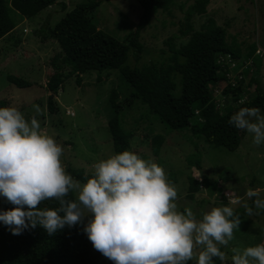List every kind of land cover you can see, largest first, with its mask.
Listing matches in <instances>:
<instances>
[{
  "label": "rangeland",
  "instance_id": "1",
  "mask_svg": "<svg viewBox=\"0 0 264 264\" xmlns=\"http://www.w3.org/2000/svg\"><path fill=\"white\" fill-rule=\"evenodd\" d=\"M57 1V4L31 18L17 19L14 29L0 39V100H6L8 106L16 107L29 122L32 118L39 122V132L51 136L62 147L61 162L65 170L72 167L92 175L96 162L114 155L107 124L113 114L108 95L114 89L119 95L117 100L123 101L131 87L118 69L86 72L81 75L79 85L75 82L76 75H69L53 96V111L48 110L47 101L52 93L45 85L53 72L50 61L60 48L50 30L67 11L86 0ZM193 1L166 0L140 32L139 40L146 47L140 60L135 61L130 49L125 64L140 67L150 60L162 61L163 57L185 44L187 36H182L180 22L185 21ZM60 2L66 4L64 11ZM205 11V14L191 17L192 27L195 30L201 28L195 33L224 29L225 44L240 56H244L252 46L259 47L263 52L262 57H252L259 62L257 79L264 86V0H210ZM140 13L141 6L137 0H100L91 18L96 29L122 40L134 30ZM12 17L16 16L12 14ZM8 75L23 78L30 85L17 87L7 80ZM175 79L178 81V77ZM249 89L248 95L251 97L254 87ZM120 114L122 127L132 131L128 151L164 169L167 181L177 191L174 202L178 212L190 209L199 220L204 212L213 207L239 208L243 202H249L245 196L248 189L258 190L260 198L264 199V143L259 146L254 144L252 134L246 130L239 129L242 140L239 147L231 152L211 146L202 137L193 135L188 128L169 130L139 101ZM155 134L164 136L157 153L152 142ZM225 170L228 171L226 180H220ZM204 173L211 179H218L216 193L210 194L203 187L195 198H187L188 175L201 178ZM237 198L242 203L232 204ZM83 220L85 225L87 216ZM262 243L264 214L246 215L240 220L228 245H219L225 253V260H220V264H232L233 248L242 251ZM200 250L199 246L194 249V258L187 264H196L195 257ZM99 264H113V261L102 256Z\"/></svg>",
  "mask_w": 264,
  "mask_h": 264
},
{
  "label": "trees",
  "instance_id": "2",
  "mask_svg": "<svg viewBox=\"0 0 264 264\" xmlns=\"http://www.w3.org/2000/svg\"><path fill=\"white\" fill-rule=\"evenodd\" d=\"M137 1L141 6V13L136 27L122 40L96 29L91 14L99 6L100 0L77 3L51 28L50 33L60 48L50 61L53 72L45 85L52 93V97L49 96L47 101L48 110L53 111V96L67 76L76 75L75 82L79 85L81 75L86 72L118 69L131 90L123 101L117 100L119 95L114 89L108 95L113 114L107 124L114 154L130 147L132 131L122 127L120 113L133 107L136 101L145 105L147 111L156 115L169 130L188 128L193 135L202 137L213 147L235 151L240 145L242 135L239 129L229 123V119L241 107H255L264 113V86H261L257 79L259 62L253 60L251 68L245 67L242 70V79L237 86L232 87L226 83L218 59L221 55L229 53L237 63H241L253 56L255 46L249 49L246 56H240L225 44L224 29L217 28L208 33L193 32L195 29L192 27L191 17L204 13L210 2L194 0L187 11L185 21L180 22L182 36H187L186 43L167 57H163L162 61L150 60L140 67H130L125 64L129 50L133 51L134 59L138 62L146 49L139 40L140 32L149 22L151 15L166 2ZM57 3V0H0V39L14 29L17 19L31 18ZM60 5L64 11L66 4L60 2ZM65 68H68L67 72H64ZM7 80L20 88L30 85L25 79L14 75H8ZM215 83L223 87L222 92L226 98L221 107L217 106L209 89V84ZM251 86L254 87V95L249 97ZM242 96H246L245 99L238 102ZM0 107H8L7 101L0 100ZM227 107L228 110L224 111ZM163 140L164 136L160 134L153 136L156 153ZM198 161L197 159L196 166L199 165ZM66 171L82 183L91 176L72 167H67ZM227 175L228 171L225 170L219 179L226 180ZM187 179L186 197L189 199L195 198V194L203 187H206L210 194L216 193L218 188V179H211L205 173L201 178L188 175ZM66 199H75L74 192H70ZM248 205L253 207L254 213L264 214V209H256L252 200H249ZM12 207L14 205L0 196V211ZM38 207L55 209L59 207V203L56 200H46ZM234 211L240 220L247 215L243 206L235 208ZM83 227L84 220L80 224L65 226L49 235L38 224L35 228L23 230L20 235H13L9 227L0 222V264H99L103 255L94 249ZM213 264H220V259L214 257Z\"/></svg>",
  "mask_w": 264,
  "mask_h": 264
},
{
  "label": "clouds",
  "instance_id": "3",
  "mask_svg": "<svg viewBox=\"0 0 264 264\" xmlns=\"http://www.w3.org/2000/svg\"><path fill=\"white\" fill-rule=\"evenodd\" d=\"M229 123L252 134L254 144L264 143L258 108L241 107ZM39 128L16 107H0V196L14 205L0 211V222L13 235L38 224L51 235L90 214L83 231L113 264H187L198 246L196 264L225 260L219 245L227 246L240 224L233 207H213L199 220L190 209L178 212L177 191L164 169L128 150L96 162L81 183L66 172L62 147ZM70 192L75 199H66ZM245 196L264 209L258 190L248 189ZM46 200L58 201L59 207H38ZM243 207L249 217L255 214L246 202ZM232 251V264H264V243Z\"/></svg>",
  "mask_w": 264,
  "mask_h": 264
},
{
  "label": "built area",
  "instance_id": "4",
  "mask_svg": "<svg viewBox=\"0 0 264 264\" xmlns=\"http://www.w3.org/2000/svg\"><path fill=\"white\" fill-rule=\"evenodd\" d=\"M263 52L259 47L256 48L253 56L254 57H262ZM218 63L221 65L222 74L226 78V83L230 84L232 87L237 86L238 82L242 79V70L245 67H252L253 57H249L241 63H237L233 58H231L230 54L221 55L218 59ZM209 89L212 92V96L215 99L218 107H221L225 104V95L223 94V87L220 84H209ZM246 96H242L238 102H243ZM67 114L69 111L67 110ZM197 113V111H196ZM200 180V179H199Z\"/></svg>",
  "mask_w": 264,
  "mask_h": 264
},
{
  "label": "crops",
  "instance_id": "5",
  "mask_svg": "<svg viewBox=\"0 0 264 264\" xmlns=\"http://www.w3.org/2000/svg\"><path fill=\"white\" fill-rule=\"evenodd\" d=\"M206 13V11L204 12V13H202V14H205ZM193 17H194V15H193ZM197 30H201V28H197ZM197 30H194L193 32H196ZM252 47H254V46H252ZM251 49V48H250ZM247 53H245V55H246Z\"/></svg>",
  "mask_w": 264,
  "mask_h": 264
}]
</instances>
